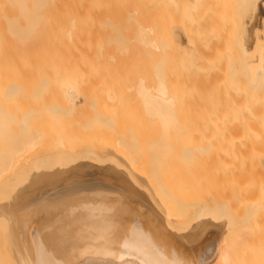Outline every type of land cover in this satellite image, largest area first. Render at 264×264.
I'll return each instance as SVG.
<instances>
[{"label": "bare ground", "instance_id": "1", "mask_svg": "<svg viewBox=\"0 0 264 264\" xmlns=\"http://www.w3.org/2000/svg\"><path fill=\"white\" fill-rule=\"evenodd\" d=\"M140 59L151 83L138 80V94L149 123L164 127L161 139L147 141L132 120H69L85 102L38 96L46 77H91L112 60L135 71ZM9 67L38 78L43 100L16 107L19 118L7 106L19 84L0 99V249L10 255L0 264H264L245 224L254 202L242 190L216 204L197 197L190 163H181L195 157L168 136L172 125L228 123L247 104L260 119L264 0H0V70Z\"/></svg>", "mask_w": 264, "mask_h": 264}, {"label": "rangeland", "instance_id": "2", "mask_svg": "<svg viewBox=\"0 0 264 264\" xmlns=\"http://www.w3.org/2000/svg\"><path fill=\"white\" fill-rule=\"evenodd\" d=\"M144 61H145V59H142V60L140 59L139 61L135 60V62L133 63V64L137 63L135 65V71L130 69V65H131L130 61H127V62H129V65L125 61H123V63H125L127 66H129L127 68L130 69L131 71L126 69V65H122L121 68L117 67V65L115 67V63H112L113 62V60H112V62H109V63L105 62L106 64L108 63V65H110V66H108L105 64V66L108 69L105 67V70L100 71V74H97L99 72H97L96 75L94 73H92L91 77H90L91 73L88 74L89 77L88 76L87 77H71V78L70 77L65 78L62 76H60V77L50 76L48 78L46 77L51 85L48 86L46 84L47 79L45 78L46 82L44 81L45 83L43 82V85L44 84H45V86L47 85L46 88L48 87L47 90L49 91V94L45 95V96H44V94L46 93V88H45V86L42 88L40 87L42 82L40 81L41 84L39 82H37V80H39L38 78H36L33 75L32 76H19L20 72L14 71L12 68L9 67L10 69L9 68L6 69L7 72H6V70H2V71L0 70L2 72V73H0V93H1L0 99L3 96L2 93H3L5 88H7V89H5L6 91L10 90V92H12V90H14V87H16V85L18 86V84H19V87L22 88L23 91L19 90L16 87L15 88L17 90L16 92H19V91L20 92L18 93V95H14V97H12V95L9 96L12 100L8 98L9 101L10 100L11 101L8 102L7 106L11 107L14 104L15 106H13V107L15 108L17 113L13 109V107H11L9 109L10 110L12 109L11 111H14L17 114L16 116L20 118L23 114L22 112L24 110H26L25 108L27 106L28 107L29 106L34 107L37 104H39V105L42 104L41 100H43V99L40 98L41 100L39 99L40 100V103H39L38 99H37L38 101H36V98H37L36 95L37 94L34 93L36 90L38 91L39 87H40L43 92L40 90L42 93H39L38 96H40V94H42L43 98L47 97L45 102L53 101L52 100L53 98H57L58 101L59 100L61 101V102L59 101V103H62L64 105V107L67 106L66 104H64V102H65V100L68 101V99H70L71 101L76 100L78 105L83 104L85 102V106H86V107L84 106L85 110H84V108L82 110L80 108L77 109L78 111L76 110L75 113H72L74 115H70V116L68 115V117L66 116L67 119H69V120H81V121L87 120L88 121V119L91 117H92L91 120H94V119H98L101 116L102 117L104 116L107 118H111V117L113 118L114 117L113 121H116V122H118L120 120H121V122H130L132 120V121H136L137 123L138 122L143 123V126H136V128L141 129V130L143 129V133L146 135L145 137L147 138L146 139L147 141H149L150 139L151 140H156L158 138L161 139L160 137L163 138L164 136L165 137L167 136V134H165V131L163 129L164 127L160 123H157V122H156L157 124H154V125L149 123L151 121L149 118V114L148 115L145 114L146 112L144 110L147 111V109H144L145 105H142L143 103H145L144 102L145 100L142 101V97H145V96H141V95H143L142 93H141V95L138 94L139 93L138 89H140V87L136 86V84L138 82H141L142 80H144V78H145L144 83H142V84L138 83V85H143V84L147 85L146 80L149 79L148 76H147L148 78L146 77V75H148V72L146 71L147 70V67H146L147 61H145L146 64L144 63ZM140 62H141V65L143 64L144 67H142L141 69H138L140 67V65H139ZM117 63L119 66V63L122 64V61H118V62H116V64ZM112 65H113V67H112ZM8 71H10V72H8ZM111 71H113V72H111ZM140 71H141V73H140ZM144 71H146V72H144ZM106 73H107V75H106ZM16 74H18V75L16 76ZM102 74H104V75H102ZM134 74L135 75L137 74L135 76L136 78L132 77V75L134 76ZM140 74L144 75V76H142L143 79L141 78ZM13 76H15V77H13ZM99 76H101V77H99ZM137 76H140L139 77L140 79H138ZM55 80H57V81H55ZM58 80H60V81L58 82ZM138 80H140V81H138ZM9 81H10V83H9ZM66 81H68V82H66ZM150 81L151 80L149 79L148 80L149 85L151 83ZM53 82L55 84H53ZM56 82H58V83L56 84ZM11 83H13L12 86H14V87L11 86ZM15 83H16V85H14ZM149 85H147V86H149ZM135 86L137 87V89L135 88ZM147 86H146V89H147ZM10 87H12V89ZM8 88H10V89H8ZM142 89L144 90V87ZM55 91H56V93H55ZM71 92L73 93V95L69 94ZM51 93L52 94L55 93L53 98H52L53 95ZM34 94H35V96H34ZM42 95L40 97H42ZM137 95L140 97H138ZM55 96H57V97H55ZM61 99H63V100H61ZM13 100L14 101L16 100V101L13 102ZM131 101H132V103H131ZM141 101L143 103H141ZM26 102H28V103L26 104ZM45 102H43V103H45ZM68 102H70V101H68ZM10 103H12V104L10 105ZM59 103H57V104H59ZM68 104L72 105L71 103H68ZM86 104H88V105H86ZM111 104H113L114 106ZM59 105H61V104H59ZM89 105H90V107H89ZM91 105L96 106V108L94 107V109H93V106H91ZM119 105H120V108H119ZM249 105L250 104H247V106L243 107L244 109L241 108L244 111H242L241 109L239 111V109H238L235 111V113H233L236 116L235 117L233 116L234 118L232 117L233 119H231L229 121V122H231L230 123L231 125L233 123V126L229 125V127H228L225 125V124L228 125L229 122L228 123L223 122L224 124L219 125V123H222V122H219L220 120H217L219 122V123L217 122L218 125H214L215 122L212 125L211 122H209V121L208 122L202 121L201 124L190 123V124L182 125V126L172 125L171 127L173 130L171 131L170 135H168V136L173 137V141H171V142L173 143L174 146H176L179 149L178 151L180 153L184 154L185 152H187L186 149H188L189 154H191L192 156L195 157L193 159H187V157H186L185 160H181V163L183 161H186V162L188 161L190 163L189 170L194 174V176L191 175V180L189 181V185L196 186L197 192H198V190L200 191V189L203 190L204 195H203L202 190H201L200 192L202 195L197 196L195 194L197 197H199L201 199L203 198L204 200H206L210 204H216L217 202L225 200L224 196L227 197V194L229 193V191L237 192L238 190H242L241 194L245 198L244 199L245 202L247 204L254 202L253 204L255 205L256 209H258V211L256 212L255 217H253V219L251 221H249L245 224L252 226V230L250 231V235H249L250 236L249 241L252 243V246L254 248L257 247L258 249H264V170H262V169H264V165L262 166V163L264 162L263 161L264 160V150L262 149V148H264V138H263L264 132H263V136H262V134L260 136H257L262 131H264L263 130L264 129V118H262L264 116V109L263 108L260 109V113H262L261 117L256 115L260 119L262 118V121H263L262 122L260 119H258L257 117H255L253 115L254 110H251V108L249 109V107H251L252 105H250V106ZM142 106H143V108H142ZM254 106L256 108L258 107V105L257 106L253 105V109H254ZM16 107H18L19 109L21 108L23 111L17 109ZM82 107H83V105H82ZM18 110L21 113V116H18V114H19ZM139 110H140V112H139ZM249 110L251 112L253 111L252 112L253 114ZM258 111H256V112L258 113ZM236 112H238L239 115ZM245 112H246V114H245ZM256 112H255V114H257ZM79 113L81 114V116ZM98 114H100V115L98 116ZM243 115H244V117H246L245 118L246 120H243V118H244V117H242ZM109 116H111V117H109ZM147 116H148V118H147ZM238 116L240 119L237 118ZM146 119L149 121H147ZM40 120H41V118L40 119L34 118L32 121V126H35L36 124L38 125L40 123H43L42 122L43 120H41V121ZM255 120H256V122H255ZM258 120H260L261 122H257ZM37 121H38V123H37ZM243 121H245L247 124L245 122H244V124H241V123H243ZM249 121H252V123L255 122V125L248 123ZM151 123H152V121H151ZM204 123H207V124L204 125ZM217 123H215V124H217ZM256 123H257V125H256ZM243 125H246V128ZM13 126H14V129L18 128V130L15 129L16 132H18V134L16 133L17 135L15 136V138H19V140H20V138L22 139V135H20L22 132H21V129L18 126V124L13 125ZM247 126H249V128H247ZM250 126L252 128H254V126H255V129L258 130V132L260 130H262V131L259 132V134L255 135V137H254L252 134H255L257 131L253 130L251 133V131L249 130V129H251ZM257 126H259L260 128ZM262 126H263V128H262ZM47 127H48V125H47ZM127 127H124L122 130L126 131ZM256 127L259 129H257ZM129 130L130 129L128 127L127 131L129 132ZM247 133H250V135H252V137L249 136V134H247ZM19 135L21 137H19ZM7 140H9V139L7 138ZM16 140L18 141V139H16ZM170 140H171V138H170ZM1 143L2 142L0 141V144ZM108 145H110V144H108ZM254 145H256V146H254ZM259 145H261V146L259 147ZM105 147H108V146H105ZM110 147H111V145H110ZM255 160L257 162H255ZM260 167H261V169H260ZM208 187L211 190H213V189H215V190H213V192L208 193V191H210ZM205 190H207V191H205ZM217 190H218V192H217ZM196 196H195V198L197 199ZM228 196H229V194H228ZM246 205L241 203V204H238L236 206L237 207L236 211H237L238 215H243L245 213V210L247 208ZM235 232L237 234H239V233H243L244 230H242V227H239V229ZM1 249H3V247ZM1 249H0L1 259L3 258L7 262H9L10 261V255L6 254V251L4 249L3 250H1Z\"/></svg>", "mask_w": 264, "mask_h": 264}]
</instances>
